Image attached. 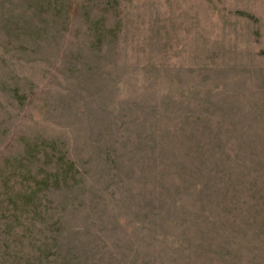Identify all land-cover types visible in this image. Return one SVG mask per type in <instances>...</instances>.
Listing matches in <instances>:
<instances>
[{"label":"rangeland","instance_id":"374dc122","mask_svg":"<svg viewBox=\"0 0 264 264\" xmlns=\"http://www.w3.org/2000/svg\"><path fill=\"white\" fill-rule=\"evenodd\" d=\"M28 263L264 264V0H0V264Z\"/></svg>","mask_w":264,"mask_h":264},{"label":"trees","instance_id":"16d2710c","mask_svg":"<svg viewBox=\"0 0 264 264\" xmlns=\"http://www.w3.org/2000/svg\"><path fill=\"white\" fill-rule=\"evenodd\" d=\"M249 16H251V15H249ZM94 25H95L94 27L97 29V31L100 32L102 40L106 36L110 35L111 32L113 34L117 32L116 27H104L105 26V20L103 19V17L94 19ZM106 31H108V32H106ZM70 164H71L70 167H68L67 165H66V167H63L62 172L60 171L58 173L57 177H60V175H63V174H66L69 176L70 173H72V171H74V168L76 167V162L72 161V163H70ZM57 257L59 258V256H57ZM28 264H30V263H28Z\"/></svg>","mask_w":264,"mask_h":264}]
</instances>
